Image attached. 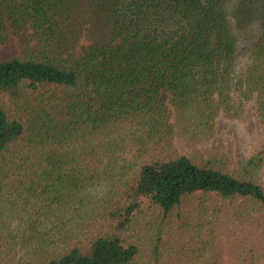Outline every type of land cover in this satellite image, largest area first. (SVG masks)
Here are the masks:
<instances>
[{"label":"trees","instance_id":"trees-1","mask_svg":"<svg viewBox=\"0 0 264 264\" xmlns=\"http://www.w3.org/2000/svg\"><path fill=\"white\" fill-rule=\"evenodd\" d=\"M11 37L0 264H162L170 225L206 257L229 211L214 197L264 226V150L209 147L250 102L264 128V0H0Z\"/></svg>","mask_w":264,"mask_h":264},{"label":"rangeland","instance_id":"rangeland-1","mask_svg":"<svg viewBox=\"0 0 264 264\" xmlns=\"http://www.w3.org/2000/svg\"><path fill=\"white\" fill-rule=\"evenodd\" d=\"M86 39L80 45H86ZM33 47L34 43H30ZM24 46L11 37L9 42L0 46V59L8 60L20 56ZM216 136L209 144L210 148H217L222 153L230 154L234 162L249 159L256 153L264 150V128L256 116L254 102L247 105V109L241 120H231L219 117L216 126ZM180 153H185L183 145L177 142ZM224 205L227 213L222 215V223L218 229V239L211 241L205 237V243H209L206 249V257H200L201 245H197L194 236L185 229L178 231L177 225L166 227L163 236L161 250L162 264H264V226L262 220L255 224H243L233 220V208L223 204L214 197L210 207ZM185 210V209H184ZM219 212L216 213V218ZM210 220L214 217L210 212ZM169 222H173L169 219ZM182 232V233H181ZM199 250V251H198ZM151 246L147 245L142 259L143 263L150 262ZM199 258V259H198ZM207 262H203V261Z\"/></svg>","mask_w":264,"mask_h":264}]
</instances>
